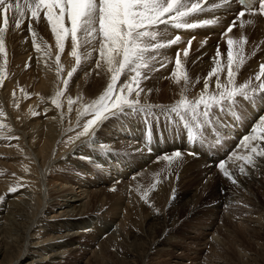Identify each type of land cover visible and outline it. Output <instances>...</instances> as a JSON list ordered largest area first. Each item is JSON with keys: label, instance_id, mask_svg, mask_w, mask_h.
<instances>
[{"label": "bare ground", "instance_id": "bare-ground-1", "mask_svg": "<svg viewBox=\"0 0 264 264\" xmlns=\"http://www.w3.org/2000/svg\"><path fill=\"white\" fill-rule=\"evenodd\" d=\"M191 2L194 0H189V3ZM212 2L217 5L216 8H212L211 4H208L206 11L199 16L190 18V22L210 19L215 23L198 27L195 30L168 29V37L174 38L179 34L182 43L162 50V59L167 67L151 72L144 68L141 69L142 73L148 72L150 76V79L143 80L141 83L144 91L141 93L138 107H142L144 110L135 113L127 110L123 115L107 119L99 126L94 135L81 137L79 140L75 139L76 133L82 131V125L87 119L92 118L90 114L85 113V106L98 100L107 85L97 88V86H93L95 83L90 84L88 80L94 79L95 81L94 74H101L102 78L104 75H111L106 67L103 71L96 69L99 45L96 44L93 48L91 44L84 43V40L78 49L81 63L77 65L76 58L70 55V38L65 40L62 51L57 49L55 36L50 31L51 28L43 27L41 24L36 27L34 25L36 21L31 19L30 13L21 18L23 23L20 30H16L13 24L5 32V54L0 55V66H3L4 69V83L3 86H0V113H2L0 114V196L3 197L0 207V264H21L28 255L26 254L29 251L27 248L34 242L32 238L39 236L37 234H41V237L42 234L50 237L48 232L36 230V228L42 227L36 225L40 222L44 212L52 210L49 208L50 205L54 206L56 210H61L59 213H62V215L56 214L55 216L52 214L53 218L66 217L67 220L65 219L64 223L71 222L66 228L71 227V229L77 230L78 227H81L84 230L80 233V237L84 239L83 237L88 236L92 239L85 264L95 257L98 259L102 256L99 252V245L106 243V236L96 227L94 230H88L89 227L84 228L88 217L93 215L89 212L92 196L102 193L101 196H108L111 199V202L108 200L110 204L106 203L108 209L103 207V210L107 209L106 214L110 223L122 235L124 229L129 227L131 212L149 204L147 200H151L150 197H158L164 193L168 183L188 181L190 176L191 180L197 177L202 184H211V182L213 184L218 178L216 177L217 172L220 171L218 164L222 161L229 174L234 175L237 184L233 185L221 172L223 182L225 181L228 192L232 196L225 195L222 190L225 185L218 181L219 183L212 191V196L215 198V210L225 208L230 210L238 208L240 205L245 207L242 199H247L248 196L246 197V194L242 193L238 196V193L240 191L247 193L253 185L262 189L260 191L263 192L262 196L264 197V156L251 150L252 146L264 150V139H259L264 136V126L258 127L255 133L251 132L253 121L258 123V117L264 115V111H262L264 103L256 99L259 100L258 107L251 106L249 108L246 100L244 102L243 98H237L235 104L229 105L225 102L223 108L213 105L209 112H213L214 109L215 113H212L208 128H201V124L196 126V120L201 122L202 120L193 118L191 114L192 118H189L188 113L183 110L179 113L172 111L181 98L194 102L204 92V81L209 79L207 74L215 66L213 58L218 44L222 68L220 78L222 82H226L228 38L234 40V58L235 52L239 51L241 57L245 53L249 59L246 65L236 73L235 86L248 82L250 97H259L260 90L257 87L259 82L255 80V75L259 72L260 65L264 64V18L259 15H251L245 10L246 15L241 20L251 19L253 22L245 24L243 28H240L238 23L232 33L222 36L228 24L235 19L236 13L241 11V8L233 0H228V3H224V0H212ZM8 15L11 17L12 13L9 12ZM43 20V13H41L39 21L44 22ZM29 23H31L33 33L28 31ZM46 25L48 24L46 23ZM0 26H3L2 17H0ZM242 35L245 37V43L240 49H237L235 42ZM190 39H192V45L189 49V56L183 61L184 73L187 75L188 82L185 83L181 80L177 83L176 78L171 76L175 67L176 52L180 50L182 56V49L188 47L187 41ZM33 40L36 41L35 47L32 43ZM202 43L203 47H201ZM57 54L60 56L61 70L59 74L56 67ZM158 59L160 57H157ZM157 60L149 59L148 63L158 67ZM29 63L30 67L26 69L25 65ZM73 68H76L77 71L73 73L69 85L65 87L62 81L69 79L67 73ZM131 75H135V73H129L127 76L122 75L121 82L130 80ZM80 83H83V86L78 87ZM215 83V77H212L205 95L211 96L216 93ZM58 85L59 88L63 87L64 89L63 95L57 100L60 104L59 108L52 103L53 99H56ZM253 88H255V92H253ZM152 89L155 91L161 89L164 92L170 90L171 93H174L168 94L167 98H165L167 95H163L164 101L157 99L165 104L158 105L156 103L152 106V104H148L154 102L152 101L154 96L148 95V91ZM149 97L150 99H148ZM69 98L73 100L71 106L68 104ZM228 110L231 111L229 116L226 114ZM200 111L204 112L203 105H201ZM248 111L249 113H247ZM250 111L254 112L257 116L256 119H253L254 116ZM245 113L247 115L243 116ZM164 116L169 117L168 123L163 121L165 120ZM183 121H187L193 130L189 128L187 131L186 127H182ZM171 122H177L175 127L170 126ZM167 128L171 132H167ZM196 134L199 136L196 146H190V143L195 141L194 135ZM246 134H251L258 139L249 141L242 146L240 140ZM186 137L192 139V142L186 140ZM213 145L219 147L216 148ZM176 151L182 153L181 157L164 158ZM194 151L200 152L202 156L189 154ZM246 156L250 158L249 161L244 159ZM160 164L168 165L166 179L154 181L158 174L143 180L140 179V175L154 173L156 168L160 170L158 167ZM241 167L247 174L239 171ZM138 178L142 180L141 184L137 183L139 182ZM18 188H21L18 190L20 193L13 194L10 191ZM253 189L255 188L253 187ZM195 192L194 189L182 193L179 201L185 198L196 200ZM25 194H28V199ZM147 195L148 199L146 200ZM234 196H238L237 199ZM226 197H230L231 200ZM26 205L32 206L31 222L23 229L19 239L21 241H18L16 236H18L17 232L21 230V226L15 224L14 230H9L4 223L10 222L11 216L18 217V213ZM100 205L102 206L101 203ZM247 208L248 210L243 211L245 216L241 218L242 221L235 222L234 220V227L245 234L250 232L254 235H264V204H256ZM217 211V215L215 214L216 216L211 218L221 217ZM150 215L147 216V219L154 218L153 215ZM60 223L56 221V223L50 224L48 229L60 228L61 230L64 223L62 222V225ZM213 227L214 225L211 224L200 231H190L187 235L189 241H196L193 245L196 243V247L204 250L206 254L211 253L217 247V250H220L222 246L221 238L215 231L213 232ZM82 239L64 241L65 244L61 245L58 243L60 246L54 244L53 248L51 247L52 250H46V246H41V249H45L49 255L48 262H44V264L63 263L65 257L71 252L67 246H73L76 242L80 243ZM7 240L9 242H6ZM254 242L262 246L260 241ZM168 243L167 240L155 239L148 244L150 248L148 250L152 252L155 247L166 246ZM33 244L35 245V243ZM207 245L209 252L205 250ZM212 252L214 253V251ZM211 256L213 257V255ZM211 262L212 260L209 261V264L225 263L218 260ZM131 263L133 264V262Z\"/></svg>", "mask_w": 264, "mask_h": 264}, {"label": "snow or ice", "instance_id": "snow-or-ice-1", "mask_svg": "<svg viewBox=\"0 0 264 264\" xmlns=\"http://www.w3.org/2000/svg\"><path fill=\"white\" fill-rule=\"evenodd\" d=\"M238 2L249 14L264 17V0H238ZM224 3H228V0H224ZM208 4H211L212 8L217 7L212 0H194L191 3L189 0H23V2L21 0H0V17H2L3 22V26H0V55L5 54V32L13 24L16 30H20L23 23L21 18L29 13L31 19L37 22L43 13V19L47 21L55 36L57 49L62 51L65 40L70 38V55L76 58L77 65L81 63V57L78 55V49L81 47V36L86 38L84 43L91 44L93 48L96 44L99 45V59L96 61V69L103 71L106 67L111 76L99 99L85 106V113L90 114L92 118L87 119L82 125V131L76 133L75 139L79 140L81 137L94 135L99 126L107 119L123 115L127 110H131L133 113L144 110L142 107H138L141 93L144 91L141 87L142 81L150 79L148 72L160 71L167 67L162 59L163 49L182 43L179 34L175 35L174 38H169L167 30H195L198 27L215 23L210 19L190 22V18L204 13ZM254 4H258V9L253 7ZM9 12L12 13L11 17L8 15ZM245 15L244 10L237 12L235 19L228 24L222 36L232 33L238 23L240 28H243L245 24H251L253 22L251 19L241 20ZM28 31L33 33L31 23H29ZM32 43L35 47L36 41L33 40ZM235 43L237 49H240L245 43V37L242 35ZM187 44L188 47L182 49V56L180 50L176 52L175 67L171 76L176 78L177 83L181 80L185 83L188 82L187 75L184 73L183 61L189 56L192 39L188 40ZM233 45L234 40L228 38L226 82H222L220 78L222 68L218 44L213 58L215 66L207 74L209 79L204 81V92L194 102L181 98L176 107L172 109L173 112L179 113L183 110L195 118L200 115L201 105L204 108L203 115L207 116L213 105L223 108L225 102L229 105L235 104L237 98L253 99L248 94V82L235 86V76L239 70L238 65L242 62V57L237 51L234 58ZM203 46L202 43L201 47ZM150 53L151 55H149ZM157 57L160 59L157 60ZM149 59L157 60L158 67L149 65ZM59 60L60 56L57 54L58 74L61 70ZM28 67H30V63L25 65L26 69ZM142 68L147 69L148 72L142 73ZM76 71L77 69L73 68L67 73L69 79L62 81L65 87L69 85L70 78ZM129 73H135V75H131L130 80L121 82L122 75L127 76ZM212 77H215L216 93L207 96L205 93L208 92ZM262 77H264V64L260 65V70L255 75V80L259 82L257 85L260 90L259 100L264 103V79H261ZM3 83L4 69L3 66H0V86H3ZM253 92H255V88H253ZM62 95L63 90L57 91L56 99L52 101L57 108L60 107L57 100ZM68 104L69 106L73 104L71 98L68 99ZM262 126H264V115L258 117V123L253 121L251 132L255 133L256 129ZM254 139L258 138L246 134L240 140V145L244 146ZM259 139H264V136L259 137ZM251 150L258 152L260 156H264V150L258 149L256 146H252ZM189 154L194 155L195 153L189 152ZM181 155L180 151H176L164 158L174 159L181 157ZM244 159L249 161L250 158L246 156ZM218 167L228 181L233 185L237 184L234 175L229 174L223 162H220ZM239 171L245 173L243 167Z\"/></svg>", "mask_w": 264, "mask_h": 264}, {"label": "rangeland", "instance_id": "rangeland-1", "mask_svg": "<svg viewBox=\"0 0 264 264\" xmlns=\"http://www.w3.org/2000/svg\"><path fill=\"white\" fill-rule=\"evenodd\" d=\"M43 21L44 22L34 21L35 22L34 25L36 27L39 26L40 24L43 27L49 26V25H46L47 21L45 19ZM49 28L51 27L49 26ZM81 37H82L81 39L82 40L81 44H82V42L85 40L83 38L85 37L84 36H81ZM235 53H237V51ZM242 57H243L242 60L244 61L242 64L240 63L238 67L239 69H242L249 60L245 53L244 55H242ZM100 75L101 74H94V77L96 78L95 81L94 79L93 80L87 79V80L90 82V84L95 83L93 85L94 87L97 86V88H100L106 85L107 81L109 82L110 76H111L107 74V76L104 75L102 78V76L100 77ZM80 86H83V83H80V85H78V87ZM60 89L64 90L63 87L59 88V85H58L57 91H60ZM162 91L163 93H161ZM171 92L170 90L164 92V90H161V89H157L156 91L152 89L151 91H148V95L154 96L152 97V101L154 102H151L148 104H152V106H154L156 103L158 105L165 104V102H159L160 100H157V99H161L162 101H164V96L167 95L165 97L167 98L169 97L170 94L174 93V92L173 93ZM150 93H154L157 97L154 94H150ZM148 99H150V97ZM256 99H259V97L254 96L253 99L246 100L247 106L249 108L251 106L258 107L259 100H256ZM199 112H200V115H198L195 118L201 119L203 123L199 120H196V123H195L196 126L201 124L202 126L201 128H204V127L208 128L209 126L207 125L211 122L212 113H215V110L213 109V112H209L207 116L203 115V111H200V109H199ZM230 112L231 111L228 110L226 114L229 116ZM247 113H249V111ZM247 113H245L243 116L247 115ZM252 114L254 116L253 119H256L257 116L254 114V112H252ZM164 117H165V120L163 121H167L168 123L169 120L167 119H169V117L168 116H164ZM188 117L192 118L190 117V113H188ZM144 120H146V118H144ZM159 121L163 122L162 120H159ZM187 121L183 122L185 124L182 123L181 126L184 128L186 127L187 131L189 130V128L193 130L192 129L193 127L188 125ZM176 123L177 122H171L170 126L175 127ZM166 131L171 132V130L168 128L166 129ZM196 136L198 137V135L197 134L194 135V137L196 138L195 141H193L194 143L198 141ZM213 146L216 148L219 147L215 145ZM163 165L164 164H160L158 166L160 170L156 168V171H154V173H151V174L145 173L143 175H140L139 176L141 177L140 179L143 180V179L148 178L149 176L153 177L154 174H158L156 175V180L154 181L166 179V177L168 176V168H167L168 165L167 166L166 165L163 166ZM217 174L219 176L218 175L216 176L218 178L215 179L213 184L211 182L212 185L209 183H206V184L203 183L204 184L203 185L200 181H198L199 179L196 176H195L196 178H192V180L190 179L191 177L189 176V179H187L188 181L183 180V182L173 181L172 182L173 184L171 182H170L171 184L168 183L166 187V189L168 190L165 189V192H164L165 194L162 193L163 195L160 194V196L158 197L153 196L154 199L150 197L151 200L148 199V195H147L145 198L146 200L148 199L147 201H149L148 202L149 204L136 208L135 210L131 212L129 216L130 229L129 227L124 229L125 231H123L122 235L119 233V230L110 223V220L108 219L109 217L106 214V210L108 209L107 207H108V204H110L109 201L111 202V199L108 196H101L102 193L97 194L96 196H92L90 199L91 206H90L89 212L92 213L93 215H90V217H88V220H86V224L84 223V225L86 226L84 228L89 227L88 230H92V229L94 230L96 227V229L101 231L103 235L106 236V243L99 245L100 246L99 252L101 253L102 256L98 257V259H96V257L94 259H90V261L87 264H132L131 262H133V264H175L177 262L179 264L180 263L200 264V262H202V264H209L210 260H212V262L218 260L223 263L225 262L226 264H264V235L263 234L254 235V234H251L250 232H249L250 234L249 233L245 234L243 231L239 232L240 229L234 227L235 226L234 220L235 222L237 220L242 221L241 218L245 216L244 215L245 213L243 211L248 210L247 207L255 206L256 204H259V205L264 204V197L262 196L263 192L260 191L262 189L259 188V186L257 187L256 185H253L251 188L252 190L250 189V191H247V193L245 191L244 192L240 191L238 193V196L242 194L243 195L246 194L245 195L246 197L248 196L247 199H242L243 200L242 203L245 204V207L240 205L238 208H231L230 210L229 208H225V209H222V210L220 209L217 211V209L215 210L216 208L215 198L212 196L213 195L212 191L216 188V185L219 183L218 181H221L225 185V187L222 189L225 192V195L232 196L231 193L228 192L227 185L224 183L225 181L223 182L221 172L218 171ZM142 180H139V182L137 183L141 184ZM186 182L187 184H185ZM201 185H202V188H201ZM253 187L255 189H253ZM194 189L196 190L195 192L196 200L185 198L179 201L180 197L182 196V193L188 190H194ZM18 190H21V188H18L16 190H10V191L13 194L14 193L17 194V193H20L18 192ZM25 195H26L25 196L26 199H28L27 197L28 194H25ZM238 196L236 197L234 196V198L237 199ZM2 198L3 197L0 196V207L2 203ZM13 198H14V195H13ZM94 198H96L97 200ZM228 200H231V198L229 197ZM107 202L108 204H106ZM100 203L102 204V206L100 205ZM26 206L21 209L22 212L20 211L18 213L19 214L18 217L11 216V221L4 223L6 225L5 227L9 230L10 229L14 230L15 224L21 226V230L17 232L18 236L13 235V236H16L18 241H21L19 239L21 237V234L24 231L23 229H25V227L31 222L30 221L31 219L30 211H31L32 206L28 205L27 206L28 208ZM103 207L107 209L103 210ZM49 208H52L51 210L52 213H50L51 211L44 212L43 216L40 218V222L37 223L36 225L37 227L38 226H42V227L41 228L38 227L36 228V230H40V232H43V231L48 232L50 234V237L48 238L46 236H43V234L41 237V234H37L39 236L32 238V241H34L33 243H35V245L32 243L27 248V250L29 251H27L26 254L28 255L25 259L22 260L21 264H29V263L30 264H36V263L44 264V262H48L49 260V255L46 253V250H52L54 244L56 246H60L61 244H65L64 241H68L72 239H76V240L82 239L80 237V233L83 232L84 230L83 228L81 229V227H78L77 230L73 228L71 229V227L66 228L67 225L71 224V222L64 223L65 219L67 220L66 217H63V216L59 218L52 217L53 215L55 216L56 214L62 215V213H59L61 212V210L59 209L56 210V208H54V206L52 205H50ZM232 209H234V211H232ZM216 211L221 217L211 218L217 215ZM229 211L230 212L232 211V213H229ZM149 215L150 216L153 215L154 218L147 219V216ZM56 221L61 222L60 223L61 225H62V222L64 223L63 229L60 230V228H57V229L49 230L48 227H50V224L56 223ZM211 224L214 225L213 232L215 231V233H217L219 238H221L220 241L222 243V246L220 250H217L218 248L217 247L215 250H212L214 251V253L211 251V253L206 254L204 250L199 249L198 246L196 247L195 245L196 243L193 245V243L196 241L192 240L190 242L187 235L190 231H194V230L200 231L201 229H204L206 226L211 225ZM73 233L75 234V236ZM83 238L84 239L80 240V243L76 242L73 246L71 245L67 246L71 252L65 257L64 262L61 264H85V261L87 257L89 256L88 247L92 243V239L88 236H85ZM158 238L160 239V241L167 240L169 242L168 245L159 246L160 249L159 247H155L153 250H156V251L152 250V252H150L148 250L150 249L148 244H150V241L152 242L153 240L155 239L157 240ZM254 241H256V243L260 241V244L262 243L261 245L263 247L255 244ZM6 242H9V240H7ZM58 243H60V245H58ZM41 246H46V250L41 249ZM196 248L197 250L195 251ZM207 248H209L208 245L205 249L208 251ZM210 254L213 255V257ZM241 255L243 256L242 258H241ZM249 257L252 259H250Z\"/></svg>", "mask_w": 264, "mask_h": 264}]
</instances>
